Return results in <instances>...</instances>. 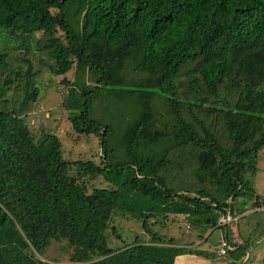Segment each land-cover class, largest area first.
I'll return each mask as SVG.
<instances>
[{"label": "trees", "instance_id": "obj_1", "mask_svg": "<svg viewBox=\"0 0 264 264\" xmlns=\"http://www.w3.org/2000/svg\"><path fill=\"white\" fill-rule=\"evenodd\" d=\"M36 34L47 56L38 57L41 68L30 59ZM0 42V264L215 258L217 247L152 231L182 214L203 242L220 229L232 247L227 264L247 263L253 240L238 241L231 225L263 205L246 173L264 148V0H0ZM42 67L54 75L74 68L71 81L61 80V105L74 133L98 138V163L69 162L55 134L35 138L24 123ZM122 85L142 90L115 88ZM99 105L128 125L93 118ZM124 127L121 144L114 128ZM176 149L178 165L195 161L192 177L204 186L169 184ZM73 167L111 186L87 191ZM227 211L236 219L218 226ZM113 216L140 221L147 239L108 246L106 229L120 237ZM52 240L72 248L67 263L42 258Z\"/></svg>", "mask_w": 264, "mask_h": 264}, {"label": "rangeland", "instance_id": "obj_2", "mask_svg": "<svg viewBox=\"0 0 264 264\" xmlns=\"http://www.w3.org/2000/svg\"><path fill=\"white\" fill-rule=\"evenodd\" d=\"M39 37L40 35L36 34L33 42L34 51L30 54V59L35 68H41V60L38 59L39 56L47 57L37 48V39H39ZM64 77L71 81L74 78V68L64 75H54L42 67V70L34 76L35 85L39 90L38 98L34 103H31L25 113H23V121L35 138H38L42 133L55 134L62 142V155L69 162H73L77 159H85L98 163V138L94 134L79 136L74 133L71 120L68 118L69 111L65 110L61 105L63 94L67 91L66 85L61 82ZM115 88L117 90H142V86L139 85H122ZM143 90L149 92L152 89L147 88ZM10 96L11 93H8L7 97ZM152 99L154 101V98ZM18 102L19 101L14 100L13 104ZM107 107H102L101 105L95 106L91 111V116L97 119L100 118V121L111 119L110 123L115 127H121L124 124L125 126L128 125L127 120L122 118L119 112L113 110L109 111ZM127 128L128 127H124V129L120 130L114 128V138L118 139V141L122 140L123 133L126 132L125 130H127ZM120 142L121 144H125V141ZM187 151L190 158L191 153L192 156L194 155L193 152L195 153V150L193 149H188ZM171 157L173 158L174 165L173 167L171 166V169L166 173L170 185L175 187H188L189 185H194L196 188L204 186V184L195 181L192 177V166L195 161H190L191 165L187 170L186 168L183 169V167L187 166L188 163L183 167L182 165H178V149H176L175 152H172ZM191 159L194 160L193 158ZM255 166V173L251 176H249V173H246V177L250 180L255 193L261 197L264 205V148L258 152ZM70 173L72 176L77 177L80 182L85 183L87 191H92L95 187L109 188L111 186L110 183L103 180L102 176L91 177L86 173L79 174L76 167H73ZM250 201H253V197ZM167 218V220L161 218L159 222L152 225V231L166 237H172L175 242L180 245L185 244L183 242H187L190 237L192 239L196 238V234L189 226V221L185 216L168 215ZM111 224L120 234V237H116V232L113 233L111 228L106 229V242L110 247L121 245L122 240L127 242L132 241L136 235H141L144 239H147V236L144 234L141 227V222L136 221V219L127 220L121 216H113ZM231 227L235 229V233H237L240 238H249L253 240L250 247H253V252L256 254L254 259L250 260L247 264H259L260 257L264 250V208L261 210L247 211L242 217H239L234 221ZM209 232L210 236L204 246L213 250L215 247H218L222 235L218 228H215L214 230L210 229L208 233ZM71 251L72 248L67 245L65 240H52L50 245L43 252L42 258L56 260L59 263H67ZM190 259L191 260L186 261L184 264H212L211 261L200 257H191ZM226 259L225 255L218 256V261L220 262L225 261Z\"/></svg>", "mask_w": 264, "mask_h": 264}, {"label": "crops", "instance_id": "obj_3", "mask_svg": "<svg viewBox=\"0 0 264 264\" xmlns=\"http://www.w3.org/2000/svg\"><path fill=\"white\" fill-rule=\"evenodd\" d=\"M262 208H264V205H262V207H259V208H256L255 210H261ZM246 213V212H245ZM244 214V213H243ZM243 214H241L242 216H243ZM241 216V217H242ZM236 217H240L239 215L238 216H236ZM208 233H206V235H207ZM205 235V236H206ZM235 235L237 236V240L238 241H241V239L242 238H240L239 237V235H237V233H235ZM259 240V239H258ZM190 242H193V245L194 246H197V247H199V248H201V249H209V248H207V247H205L204 246V244H205V242H203V240L202 239H198L197 237L195 238V239H192L191 237L188 239V241L187 242H183V243H190ZM209 250H212V249H209ZM255 252H253V247L251 248H249V250H248V252H247V256H246V258L247 257H249L248 258V261H247V263L250 261V260H253L254 259V257H255ZM263 254H264V250H263V253H262V256H263ZM218 256H220L218 253H217V256L215 257V258H212V259H207V258H203V257H200V258H203V259H205V260H209V261H211V263L212 264H218V263H223V264H227V259L225 260V261H222V262H220V261H218ZM262 256L260 257V260H259V264H260V262H261V258H262ZM191 257H199V256H196V255H190V254H182V255H178L177 257H176V262L178 263V264H184L186 261H188V260H191L190 258ZM226 257V256H225ZM177 259H178V261H177ZM207 263V262H206ZM246 263V264H247Z\"/></svg>", "mask_w": 264, "mask_h": 264}, {"label": "built area", "instance_id": "obj_4", "mask_svg": "<svg viewBox=\"0 0 264 264\" xmlns=\"http://www.w3.org/2000/svg\"><path fill=\"white\" fill-rule=\"evenodd\" d=\"M182 216L183 217L185 216L187 218V214H182ZM234 219H236V217H231L229 212L227 211L226 213L221 214L219 216V218L217 220V225L220 226V225L226 224L229 221L234 220ZM231 248L232 247L227 244L226 240L224 238H221L220 243L217 247V253L219 255H224L226 250L231 249Z\"/></svg>", "mask_w": 264, "mask_h": 264}]
</instances>
